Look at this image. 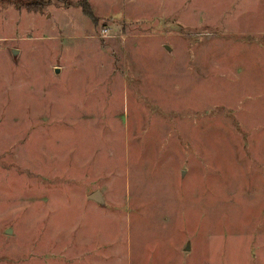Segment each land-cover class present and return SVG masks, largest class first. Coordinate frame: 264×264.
<instances>
[{
	"label": "rangeland",
	"instance_id": "374dc122",
	"mask_svg": "<svg viewBox=\"0 0 264 264\" xmlns=\"http://www.w3.org/2000/svg\"><path fill=\"white\" fill-rule=\"evenodd\" d=\"M0 264H264V0H0Z\"/></svg>",
	"mask_w": 264,
	"mask_h": 264
},
{
	"label": "crops",
	"instance_id": "0c3cea01",
	"mask_svg": "<svg viewBox=\"0 0 264 264\" xmlns=\"http://www.w3.org/2000/svg\"><path fill=\"white\" fill-rule=\"evenodd\" d=\"M146 71L147 70H145V73H146ZM148 76L149 77L150 76H154V77H157L158 79H161L162 73L160 71L159 65H157V68H151V67H149V69H148ZM95 196H97V197H95ZM91 198H92V201H88V202L94 203V204L99 205V206L102 207V205H100V204L103 203V201H102V198L100 197L99 193H94ZM143 209H142V211H143ZM142 215H143V212L141 214H139V216H142Z\"/></svg>",
	"mask_w": 264,
	"mask_h": 264
},
{
	"label": "trees",
	"instance_id": "16d2710c",
	"mask_svg": "<svg viewBox=\"0 0 264 264\" xmlns=\"http://www.w3.org/2000/svg\"><path fill=\"white\" fill-rule=\"evenodd\" d=\"M87 5H88V6H90V4H89V3H87ZM89 8H90V7H89ZM89 15H93V14L91 13V11H90Z\"/></svg>",
	"mask_w": 264,
	"mask_h": 264
},
{
	"label": "water",
	"instance_id": "95a60500",
	"mask_svg": "<svg viewBox=\"0 0 264 264\" xmlns=\"http://www.w3.org/2000/svg\"><path fill=\"white\" fill-rule=\"evenodd\" d=\"M95 197H97V196H95ZM10 232V231H9Z\"/></svg>",
	"mask_w": 264,
	"mask_h": 264
}]
</instances>
